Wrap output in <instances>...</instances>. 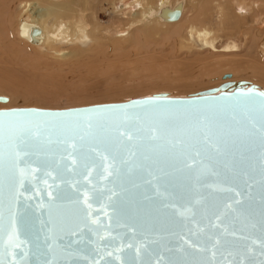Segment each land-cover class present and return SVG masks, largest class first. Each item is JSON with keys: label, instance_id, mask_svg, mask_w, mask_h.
I'll return each mask as SVG.
<instances>
[{"label": "water", "instance_id": "obj_1", "mask_svg": "<svg viewBox=\"0 0 264 264\" xmlns=\"http://www.w3.org/2000/svg\"><path fill=\"white\" fill-rule=\"evenodd\" d=\"M262 94L0 109V264H264Z\"/></svg>", "mask_w": 264, "mask_h": 264}, {"label": "rangeland", "instance_id": "obj_2", "mask_svg": "<svg viewBox=\"0 0 264 264\" xmlns=\"http://www.w3.org/2000/svg\"><path fill=\"white\" fill-rule=\"evenodd\" d=\"M134 1L129 0V3ZM157 1L159 0H153V3ZM184 1L188 3L189 10L184 25H180L182 22L169 27L153 24L149 25V32L146 34L143 28L140 29L141 26H134L128 31L127 20L124 17L116 19L109 34L110 39L105 42L106 48L103 52L106 55L102 58H99L97 50L93 48L94 44L90 41L81 45L83 52L88 50L82 59L86 58L85 55L89 56L88 59L86 58V61L83 59L77 65L74 64V59L71 61L72 58L58 56L54 58L52 55L49 57L48 52L41 54L30 52L29 49V52L26 51L27 58L24 61L9 60L0 54V96L9 99L6 103L0 102V109L61 110L120 103L159 93L186 98L204 91L219 89L225 83L239 81L249 82L264 89L261 53L264 46L263 0L259 1L261 5L258 3L260 5L258 15L255 12L246 14L251 21L254 17L259 19L255 26H258L255 29L257 35L255 39L252 33L246 35L248 30L234 31L230 34L235 27L234 22L226 23L221 30L217 24L218 19L213 17L207 27L217 38L215 49H207L186 35V25L191 21L196 11L194 9L205 0ZM240 1L242 0H222L227 12L236 14L235 16L245 14L241 9H237L235 13V4ZM119 5L122 4L119 2ZM109 8L110 6H106L108 11L103 13L101 23L108 22L111 13ZM137 9L138 4H135L130 10L135 12ZM10 13L15 15L13 18L15 23L20 12L16 7H12ZM124 14H128V9ZM5 15L6 13L2 17ZM244 24L242 21L240 27ZM250 24L251 22L248 23V27ZM124 30H127L124 34L127 36L119 37L122 34L118 31ZM181 30H185L183 41L177 38V33ZM232 42L240 47V51L223 52L224 47ZM229 74L232 77L224 79V76Z\"/></svg>", "mask_w": 264, "mask_h": 264}, {"label": "bare ground", "instance_id": "obj_3", "mask_svg": "<svg viewBox=\"0 0 264 264\" xmlns=\"http://www.w3.org/2000/svg\"><path fill=\"white\" fill-rule=\"evenodd\" d=\"M259 1L242 0L236 2L235 13L237 9H241L245 13L242 16L240 14H237V16H235L236 14H229L222 0L202 1L194 9L196 11L193 13L191 21L186 25V35L190 37V40L200 42L207 49H215L217 38H215L213 31L207 27L215 17L218 19L217 24L221 30L224 29L226 23L234 22L235 27L234 29L231 28L230 34L234 31L248 30L246 35L252 33L253 39H255L257 36L255 29L258 28V26H255L259 19L254 17V20L251 21L246 14L249 15L251 12H255L258 15L259 6L261 5ZM119 2L122 5L118 6ZM135 4H138V9L132 12L130 9ZM106 6H110L111 13L108 22L101 23L103 13L108 11ZM12 7H16L20 12L16 16L18 19L15 23L13 22L15 15L10 13ZM123 7L124 9H122ZM126 9H128V14H124ZM4 13L6 15L3 18ZM188 14V3H185L184 0H159L155 4L153 0H135L134 3H129V0L0 1V54L5 55L9 60L24 61L27 58L26 51L29 49L30 52L41 54L48 52L50 53L49 57L52 55L54 58L55 56L72 58L71 61L74 59V64L77 65L83 61L82 56L88 51L84 50L83 52L81 45L88 41L94 44L93 48L95 47L94 50H97L99 58L105 57L106 53L103 52L106 48L105 42L110 39L109 34L116 19L124 17L129 26L128 31L134 26H141L140 29L143 28V32L147 34L149 25L153 24L159 27H169L182 22L180 25H184L188 19ZM242 21L245 23L242 27L246 25L244 28L240 27ZM249 22L251 24L248 27ZM231 24L233 27V23ZM127 30L118 31L122 34L119 37L127 36L124 35ZM184 31L181 30L180 33H177V38L181 41L185 40V37H183ZM224 49L222 51L225 53L240 51V47L235 42L227 44ZM67 50H69V53ZM261 53L264 66V46H262ZM85 56L88 59L89 56Z\"/></svg>", "mask_w": 264, "mask_h": 264}, {"label": "snow or ice", "instance_id": "obj_4", "mask_svg": "<svg viewBox=\"0 0 264 264\" xmlns=\"http://www.w3.org/2000/svg\"><path fill=\"white\" fill-rule=\"evenodd\" d=\"M262 95H264V94H262Z\"/></svg>", "mask_w": 264, "mask_h": 264}]
</instances>
